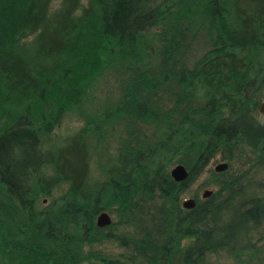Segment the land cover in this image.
Returning a JSON list of instances; mask_svg holds the SVG:
<instances>
[{
	"label": "trees",
	"instance_id": "1",
	"mask_svg": "<svg viewBox=\"0 0 264 264\" xmlns=\"http://www.w3.org/2000/svg\"><path fill=\"white\" fill-rule=\"evenodd\" d=\"M54 1L0 0V264H256L264 178L212 170L209 196L180 197L218 152L264 167V0ZM66 113L82 124L58 142Z\"/></svg>",
	"mask_w": 264,
	"mask_h": 264
},
{
	"label": "rangeland",
	"instance_id": "2",
	"mask_svg": "<svg viewBox=\"0 0 264 264\" xmlns=\"http://www.w3.org/2000/svg\"><path fill=\"white\" fill-rule=\"evenodd\" d=\"M84 3L86 0H82ZM59 0H55L54 4H57ZM206 42L203 40L202 37H197L192 45V48L188 54V63H191L197 56L202 54L204 50L208 47L205 45ZM114 77L110 73H104L100 76L92 88L91 94L94 97V102H99L105 99L109 89L111 88L113 91V82ZM110 89V90H111ZM111 91V92H112ZM115 93V92H114ZM260 119H264V115L258 114ZM82 124V120L78 118L73 113H66L59 121L57 126L53 129L54 137L58 138V142H60L63 137L71 134L74 132L80 125ZM114 141V140H113ZM116 142L111 143V149H114ZM221 152H218L215 156L211 158L209 163L206 165L204 170L192 181L188 189H186L181 194V201L185 197H196L203 198L202 192L206 188H210L213 191L217 187L213 184H208L207 182L210 181V173L214 169V166L221 161H226L228 163V173L231 175L238 177L243 176V181L250 182L264 178V167L257 168L256 166H252V162L254 161V157L250 153L249 150L242 151L239 148L234 150L230 155L231 158L227 159L222 156ZM91 169L94 175L99 176V167L98 162L92 160L91 162ZM226 168V169H227ZM216 171V170H215ZM196 199V198H195ZM107 211V210H106ZM111 218L114 219L113 215ZM264 233V229L262 231ZM259 233H256L254 239L258 236ZM258 246V253L257 257L253 260L256 264H264V237L261 240L256 241ZM95 249H100L106 253H109L113 256L117 255V253L121 252L123 248L117 244L114 240H107L100 244H95L93 246ZM81 264H101L96 262H84ZM201 264H238L235 262L233 257L228 254L225 250H218L216 252H210L206 255L204 262ZM250 264H253L251 262Z\"/></svg>",
	"mask_w": 264,
	"mask_h": 264
},
{
	"label": "water",
	"instance_id": "3",
	"mask_svg": "<svg viewBox=\"0 0 264 264\" xmlns=\"http://www.w3.org/2000/svg\"><path fill=\"white\" fill-rule=\"evenodd\" d=\"M258 111L259 113L264 114V98L259 103ZM227 166L228 163L226 161H221L214 166V169L216 171H222L225 170ZM169 172L175 180H182L188 175V169L183 163H176L172 165ZM212 192L213 190L210 188L204 189L202 192L203 198L209 196ZM195 203V198L191 196L185 197L181 201L182 206L185 208H191L195 205ZM111 220V215L106 210H101L96 216V223L99 226L107 225L111 222Z\"/></svg>",
	"mask_w": 264,
	"mask_h": 264
}]
</instances>
